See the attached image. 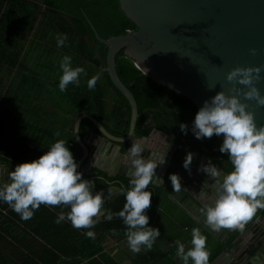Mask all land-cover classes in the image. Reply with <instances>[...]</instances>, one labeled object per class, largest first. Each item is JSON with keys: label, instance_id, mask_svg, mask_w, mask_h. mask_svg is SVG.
I'll use <instances>...</instances> for the list:
<instances>
[{"label": "clouds", "instance_id": "1", "mask_svg": "<svg viewBox=\"0 0 264 264\" xmlns=\"http://www.w3.org/2000/svg\"><path fill=\"white\" fill-rule=\"evenodd\" d=\"M67 38L66 33H58L57 47L65 46ZM250 51L256 53V49ZM60 69L58 87L61 92L66 91L70 83L79 86L81 75H87L84 67H73L69 55L60 60ZM262 70L264 65L237 66L228 71L226 80L233 85L232 94L220 90L206 99L192 123L191 131L196 139L223 134L219 151L228 155L232 165V170L226 172L208 158V162L201 163L198 168L212 180L214 193L205 198L198 211L213 232L222 229L243 231L256 213L264 210V125H257L254 112L247 104V101L254 100L258 106H264V94L257 86L262 79ZM99 79V73L93 75L87 80V87L94 89ZM237 84L246 87L239 88ZM180 128L187 135L188 125L180 123ZM59 135L57 132L56 136ZM143 151L139 141H133L128 149L129 187L120 189L126 202L117 213L108 211L105 214L103 191L93 192L95 182L84 179L83 173L77 170V161L63 139L51 143L38 158L16 164L8 173L7 181H0V202L6 203L21 220L31 219L42 204L67 208V212L61 210L57 214L55 223L67 220L73 228L89 229L84 235L91 239H95L96 234L90 229L100 222L101 216L108 221L118 216L126 226L130 251L134 254L150 251L161 233L158 227L149 226L146 209L151 206L152 191L148 186L157 181L164 183L156 169L166 163V155L145 158L141 155ZM193 156L194 153L189 151L183 161V167L189 172ZM168 179L173 192L179 193L181 177L170 173ZM206 241L207 237L200 228L194 227L190 247L186 249L181 241L175 242L176 256L183 264H209Z\"/></svg>", "mask_w": 264, "mask_h": 264}, {"label": "water", "instance_id": "2", "mask_svg": "<svg viewBox=\"0 0 264 264\" xmlns=\"http://www.w3.org/2000/svg\"><path fill=\"white\" fill-rule=\"evenodd\" d=\"M118 1L121 10L137 29L103 38L91 24L96 38L107 49L104 67L113 85L130 103L129 131L125 136H117L89 113L80 115L74 125V135L83 149L77 170L83 173L84 179L95 182L93 192L98 191L96 178L100 173L104 174L101 177L108 183L102 190L105 213L106 203L122 188L110 178L118 175L129 177L127 153L133 141L141 143L144 148L141 155L145 158L166 155V163L156 169L164 183L157 181L150 184L152 186L166 183L178 147L174 143L163 144L157 141V134L161 132L156 128L148 135H137L138 103L134 93L118 75L116 57L120 50L123 49L125 55L146 75L187 98L198 109L206 99L220 90L232 94L230 89L233 85L226 80V74L232 68L264 65V0ZM251 49H256V53L253 54ZM261 77L257 86L261 94H264V70ZM236 86L246 87L239 84ZM247 104L249 110L254 112L257 125H264V106H258L254 100L247 101ZM84 118L90 119L96 129H88L82 135L80 127ZM163 135L169 136L166 133ZM220 137L223 141V134ZM207 162V159L199 162L196 160L190 172L182 168L179 162L173 173L181 177L182 189L195 196L200 192L209 196L214 193L212 180L202 170L198 171L201 163ZM211 162L222 168L214 160ZM12 169V166L0 165V181H7ZM238 241L240 253L235 256L232 264H264V215L254 216L230 246Z\"/></svg>", "mask_w": 264, "mask_h": 264}, {"label": "trees", "instance_id": "3", "mask_svg": "<svg viewBox=\"0 0 264 264\" xmlns=\"http://www.w3.org/2000/svg\"><path fill=\"white\" fill-rule=\"evenodd\" d=\"M45 11L50 14L54 13L52 17L65 20L66 17H70L71 19L67 21L71 22V24L68 25V28L63 26L62 31H71L73 37L78 38L80 45L83 44L87 48L90 57L94 58L99 65L102 61L105 62L107 49L96 38L92 24L103 38L137 29L136 25L121 10L118 0H45ZM116 67L119 77L134 93L138 103L137 135H148L157 126L170 133L172 142L178 146L173 156L174 165L170 168L168 176L175 171L176 166L179 165V162L189 151L194 154L198 153L199 156L204 155L213 159L226 172L232 170L228 155L214 150L219 148L223 142L220 136L213 135L211 138L196 139L193 135L191 127L199 109L190 100L146 75L135 65L132 59L125 55L123 49L117 54ZM103 74V77H101L103 85L99 82L92 89L93 92H88L86 97L75 99V105L78 103L83 106L77 112L82 114L88 111L100 120L110 132L117 136H125L129 131L130 125V103L113 85L106 67ZM114 93L116 98L113 97L114 103L110 107L108 99ZM150 119L156 121V126L150 125L143 130V125ZM16 120V115L9 116L8 126L10 127V122L14 123ZM72 121L74 123V120H71V126ZM180 123L188 125L187 135L181 131ZM88 129H96V127L90 119L84 118L80 127L81 134L84 135ZM57 132L60 133L59 136H56ZM59 139L67 141V145L78 163L83 155V149L76 140L73 128L48 129L47 126H40L36 129L31 127L30 129H20L16 126L9 130L0 128V162L15 167L20 162L34 160L46 152L51 143ZM181 166L183 167V163H181ZM103 175V173H100L96 178L98 191H102L108 186L107 181L101 177ZM168 176L167 184L162 186L149 185L148 189L152 191L151 206L149 208L163 209V212L158 217H164L166 221L164 234L167 235L170 242H173L172 256L170 255L169 257V254L166 253L127 255L135 264H143L145 260L148 261L151 258L155 261L157 260L156 256L167 260L170 264H180L179 260L173 258V256H176L174 254L176 253L175 242L181 238L190 243L191 231L194 227H198L201 232L207 235L208 245L206 247L210 253L209 264H212L232 244L236 236L246 229L250 221L246 224L243 231L236 229H222L220 232L211 231L205 225L204 217L198 211L201 206L184 189H181L179 193L173 192ZM129 179V177L121 175L110 178L112 181H117L123 188L129 187ZM171 193L176 198H172ZM125 202V197L119 192L106 203L107 212H119ZM149 208L146 209L147 214ZM61 210L67 212L69 209L42 204L34 212L31 219L21 220L20 216L11 210L6 203L0 202V226L3 219L16 218L21 220V225L28 226L33 233L47 239L50 244L47 251L49 256L55 260L60 255H71L75 260H82L91 256L106 241L126 238V226L122 218L118 216H114L111 221L101 216L100 222L90 229L96 234L95 239H91L84 235V232L89 229L73 228L67 220L60 224L55 223L56 216ZM260 214L264 215V210H259L256 216ZM186 226L187 229H185ZM22 236L27 238L29 234L25 231ZM1 237L2 234H0ZM22 255L25 256V254ZM27 255L29 256V254ZM39 258L40 260L35 261L34 264H48L41 254ZM0 264H5V258H1V253Z\"/></svg>", "mask_w": 264, "mask_h": 264}, {"label": "crops", "instance_id": "4", "mask_svg": "<svg viewBox=\"0 0 264 264\" xmlns=\"http://www.w3.org/2000/svg\"><path fill=\"white\" fill-rule=\"evenodd\" d=\"M53 14L45 11V0H0V128L3 130L13 129L15 126L20 129H30V127L36 129L40 126H47L48 129H74L75 122L80 115L90 114L88 111L82 114L75 112V99H81L86 97L88 92H93L87 87V80L99 73L100 79L97 84L100 82L103 85L101 78L105 69L103 61L100 65L97 64L96 60L90 57L87 48L83 44L80 45L78 38L73 37L71 31H62L63 26L68 28L71 24L67 21L71 19L70 17H66L65 20L52 17ZM58 33L67 34L68 38L63 47H57L56 35ZM64 55L72 57L73 67H84L87 75H81L79 86L70 83L67 90L61 92L58 87L62 74L60 60ZM109 100L111 107L114 101L112 98ZM12 115H16L17 120L14 123L10 122L9 127V116ZM71 120H74L72 126ZM156 124L155 120L150 119L142 129L150 125L156 126ZM154 128L162 133L157 134V141L163 144L172 142L170 133L157 126ZM163 133L169 136L166 137ZM184 159L185 157L182 158L181 163ZM203 159L208 160L204 155L199 156L195 153L191 166L196 160L199 162ZM167 183L168 181L165 184ZM189 193L200 206L205 202L206 197H210L205 192L197 193L196 196ZM171 196L176 198L173 193ZM162 212L163 209L160 208H149L147 214L149 226L158 227L161 235L150 251L142 250L139 254L166 253L169 257L172 256L173 242H170L164 234L166 221L164 217H158ZM21 224V220L16 218L2 221L0 253L1 258H5V264H34L35 261L40 260V254L48 264H107L106 258L112 259L109 255L104 256L101 261L97 258L98 254L106 251V246L111 244L116 245V262L113 264H135L127 255L134 253L130 251L126 238L106 241L100 248L98 247V254L94 252L95 254L82 260H75L71 255H60L58 259H52L47 251L50 247L47 239ZM25 231L29 234L27 238L22 236ZM177 240L186 243L185 239ZM239 242L230 246L212 264H232L235 256L240 253L238 251ZM113 250L114 247L110 251ZM156 257L157 260L153 261L154 259L151 258V260H145L143 264H167V260Z\"/></svg>", "mask_w": 264, "mask_h": 264}, {"label": "rangeland", "instance_id": "5", "mask_svg": "<svg viewBox=\"0 0 264 264\" xmlns=\"http://www.w3.org/2000/svg\"><path fill=\"white\" fill-rule=\"evenodd\" d=\"M110 98H112V100H114L113 99V97L114 98H116V94L114 93V94H112V96H109ZM109 100V99H108ZM110 101V100H109ZM109 103V102H108ZM114 103V102H113ZM113 105V104H112ZM74 106V105H73ZM85 106V105H84ZM83 106H81V105H79L78 103L75 105V112L77 113V111L79 110V109H81ZM74 107H72V109H73ZM69 123V122H68ZM194 211H196V210H194ZM195 213V212H194ZM195 214H197V213H195ZM202 234H204L205 236H207L204 232H202ZM113 243V242H112ZM186 246L187 247H189L190 246V243H189V241H186ZM114 244H111V245H109V246H106V251H103V252H101V254H98L99 253V249L98 250H96L95 252H97L96 254H98V260H102L103 259V257L104 256H106V255H109L110 256V258H112V259H109L108 257L106 258L107 260L105 261L107 264H113V262H116V245H114ZM208 245V241L206 242V246ZM185 246V247H186ZM112 247H114V250L113 251H110L111 250V248ZM100 248V247H99ZM108 252H111V254H108ZM95 254V253H94ZM104 254V255H103ZM173 258L174 259H177V260H179V263L180 264H183V262L179 259V257H177V256H173ZM167 264H170L169 262H167Z\"/></svg>", "mask_w": 264, "mask_h": 264}, {"label": "flooded vegetation", "instance_id": "6", "mask_svg": "<svg viewBox=\"0 0 264 264\" xmlns=\"http://www.w3.org/2000/svg\"><path fill=\"white\" fill-rule=\"evenodd\" d=\"M171 143H173V142H171ZM175 144V143H174ZM0 165H6V166H9L8 164H6V163H3V162H0Z\"/></svg>", "mask_w": 264, "mask_h": 264}, {"label": "built area", "instance_id": "7", "mask_svg": "<svg viewBox=\"0 0 264 264\" xmlns=\"http://www.w3.org/2000/svg\"><path fill=\"white\" fill-rule=\"evenodd\" d=\"M214 150H215V151H219V148H215Z\"/></svg>", "mask_w": 264, "mask_h": 264}]
</instances>
